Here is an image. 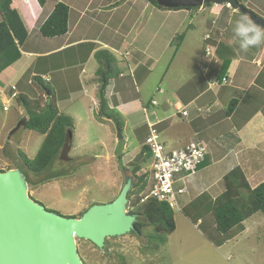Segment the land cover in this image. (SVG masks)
Masks as SVG:
<instances>
[{"label": "crops", "instance_id": "0c3cea01", "mask_svg": "<svg viewBox=\"0 0 264 264\" xmlns=\"http://www.w3.org/2000/svg\"><path fill=\"white\" fill-rule=\"evenodd\" d=\"M238 1L264 19V0ZM57 3L70 7L69 31L63 37L47 39L39 30ZM12 8L19 9L28 25L29 35L25 44L36 34L33 45L38 49L24 51L20 47L24 54L35 58L33 70L30 65L27 72L32 73L31 77L37 72L45 77L52 76L47 77L48 83L55 90L61 112L72 109L79 101L78 96L81 95L76 88L83 87L82 84L95 87L94 97L99 112L98 94L102 83L97 72L101 64L108 61L106 54L101 55L105 52L113 64L117 63L114 64L117 72L110 76L107 86V98L110 107L121 114L126 128L133 133L128 134L130 142L137 140L142 146L144 139L139 138L136 132L144 126L149 128L151 123L157 125L167 145L183 148L193 141H201L208 146L209 155L205 163L195 176L186 181L187 192L180 199L182 209L204 194L215 200L225 191L224 177L237 167L243 170L252 188L264 182V43L246 53L239 54L232 49L236 41L231 31L240 12L226 5L201 8L212 11V19L206 22V46L199 64L201 59L199 56L193 59L196 55L193 49L185 51V40H188L189 31H193L192 21H188L191 11L187 9L164 10L149 0H47L44 6L39 0H14ZM225 10L228 11L223 16ZM217 19L221 23L219 30L213 28ZM188 22L190 24L186 26ZM207 35L215 40L211 41L212 45L205 40ZM221 42L225 43L227 52L235 53L224 75L229 84L215 83L216 80L222 82L224 78L220 79L223 61L217 55ZM210 46L216 50L217 65L208 66L204 62L206 49ZM177 56H181L180 66L202 68V77L199 72L187 76L186 80L170 78L168 73ZM22 61L20 58L12 65V69L17 71H14L12 79L19 69L27 65L25 62L21 66ZM40 63L44 64L43 70L38 68ZM74 69H80L82 76H68L67 71ZM65 71L61 78L59 74ZM55 76L58 80L54 79ZM10 83L0 85L4 106L9 101ZM144 87L148 91L154 88L152 94H146ZM85 93L91 96L88 90ZM155 95L160 99L157 100ZM90 99L94 100L93 97ZM235 99V108L227 114L230 102ZM181 108L188 111L190 117L184 118L179 111ZM198 108H211L212 112L200 115L196 111ZM71 115L77 119L75 114ZM124 139L126 144V137ZM247 221L236 227L241 233L245 232Z\"/></svg>", "mask_w": 264, "mask_h": 264}, {"label": "rangeland", "instance_id": "374dc122", "mask_svg": "<svg viewBox=\"0 0 264 264\" xmlns=\"http://www.w3.org/2000/svg\"><path fill=\"white\" fill-rule=\"evenodd\" d=\"M1 6L2 3H0V9L2 8ZM206 8L209 7L207 6ZM190 11L191 16L188 21H192L191 29L193 31H189L188 40H185L187 43L185 51L193 49V52H196L193 59L199 56V59H201L199 61L200 64L206 46L204 43V36L208 31L206 22L212 19V11L197 8ZM239 15L240 17L243 16L240 13ZM2 21L3 16L0 11V22ZM218 21L217 19L213 26L216 30L220 28ZM189 24L188 22L186 26H189ZM184 30L186 31L187 29ZM180 33L184 34V32ZM231 34H233L232 31ZM35 35H32V39L28 44L22 46V50L38 49L33 45L36 40ZM224 36L225 34L220 36V39H223ZM228 37V39L231 38L230 36ZM185 42L183 40L182 45ZM176 44L180 45V43ZM237 45L236 42V44L232 45V49L240 54L241 51ZM253 48L256 49L258 46ZM48 49L49 46L46 47V50ZM21 53V58L23 59L21 66L25 62L27 65L19 69L20 71L17 75L15 74L16 76L14 75L13 79L11 76L15 70L12 69V66L7 67L0 73V85L7 86L11 82L12 86L15 85L17 87L18 92L27 94L30 98H36L39 92L28 84L29 79H32V73L27 72L30 65L33 70L32 64L35 63V58L29 57L22 51ZM187 55L189 56V53ZM180 60L181 56H177L168 73L170 78L186 80L189 78L187 76L199 72L201 73L199 76L202 77L204 74L202 68H197L196 65L191 68L184 65L180 66ZM48 61L53 64L52 60ZM114 64L113 68L117 72L115 66L117 63ZM38 66L39 70L44 69V64L40 63ZM99 68L98 76L97 74L96 76L101 78L103 72H105V67L101 64ZM65 73L66 71L59 74L61 78ZM67 74L68 76L75 74L82 76L80 69L68 70ZM41 76L43 75L41 74ZM48 76L52 77L51 75ZM54 79L58 80L56 76ZM82 86H77L76 88L78 95H81L78 96L80 97L79 101L75 103L72 109L62 111L66 115L72 113L77 117L75 119L71 115L75 121L72 148L64 156L61 155L57 158L50 172H44L41 175L32 174L27 170L18 157V149L26 153L30 159H34L43 143L44 136L24 127L12 135L11 132L17 127L19 122L26 120L27 115L25 109L20 107L16 101H12L8 106L10 108L9 112L3 111L4 105L3 101H1L3 98L0 97V171H6L8 168H19L25 177L34 182H39L48 173L67 174L48 183L32 187L31 190L29 188L30 195L35 201L44 205L49 211L65 217L80 218L92 205L112 202L119 195L126 178L133 177L131 161L141 148V144L137 140L130 142L128 134L133 135V133L125 126L126 147L120 155L124 156L121 159L119 158L120 156H115L119 144L118 127L115 123L106 119L103 120L98 116L94 97L95 87L84 84ZM145 89L144 87V91ZM86 90L91 92V96L85 93ZM153 90L154 88L152 90L149 89V91L146 89V94L151 95ZM134 93H137L135 88ZM90 97H93L94 100L92 101ZM155 98L157 100L160 99L157 95H155ZM151 119L155 121L154 117H151ZM146 133L145 129L141 130L143 136ZM162 140L165 142L164 138ZM168 146L170 149H175L173 145ZM150 164L151 161L143 167V172L149 168ZM251 184L254 185L255 182L252 181ZM147 191L148 187L143 194H147ZM174 216L176 231L168 237L167 243L158 252L151 253L149 251L146 254L143 253L147 240L128 235L109 239L105 251H100L88 241H78L79 254L84 264H264L263 214L259 213L248 220L245 225V232L241 233V230L233 229L224 238L228 239L224 243L218 237L211 238L209 230L199 228L196 218L193 217V220L191 214L186 216L184 212L177 209L174 210ZM204 219L206 225L209 224V228L212 229L213 216L207 215ZM149 232H152V227L147 228V233Z\"/></svg>", "mask_w": 264, "mask_h": 264}, {"label": "trees", "instance_id": "16d2710c", "mask_svg": "<svg viewBox=\"0 0 264 264\" xmlns=\"http://www.w3.org/2000/svg\"><path fill=\"white\" fill-rule=\"evenodd\" d=\"M46 1L47 0H39L42 6L45 5ZM149 1L160 9L182 10L166 9L159 6L156 0ZM0 3H2L0 11L3 16V21L0 22L1 73L21 58L22 53L20 47L25 44L28 38L29 28L19 9L12 8L14 0H0ZM213 5L214 4H207L205 7ZM191 9L194 8H188L187 10ZM227 11L228 10H225L223 16H225ZM69 18L70 7L64 3H57L52 13L45 22L42 23L39 30L40 34L47 39H54L67 35L69 31ZM218 24L220 26L221 23L219 22ZM102 54H106L109 58L107 57L108 61L104 64L105 72H103L100 79L102 86L98 94L100 103L98 116L101 119L111 120L118 128L124 131L125 121L120 113L110 107L106 93L108 83L110 82V76L115 72L113 62L108 53L102 52L101 55ZM234 54L226 51L225 43L221 42L218 44L217 55L223 61L220 79H222L227 72ZM41 74L43 75V73L37 72V74L32 77L31 84H29L39 92L36 98H30L27 94L19 93L18 97L15 99L17 104L25 109L27 115L26 128L44 136L43 143L34 159H30L26 153L18 149V157L23 162V165L29 172L36 175L50 172L57 158L67 154L69 149L72 148L73 134L75 131V121L73 117L60 111L54 88L43 79ZM236 104V99L230 102L227 114L232 112ZM142 129L147 131L144 136L141 134ZM142 129L136 132L139 138L144 139V143L139 153L131 161L134 188L130 192L128 198L129 204L133 207L130 214L136 215L139 219L136 224V231L132 232L131 235L147 240V244L143 248V253L146 254L149 251L151 253L158 252L160 248L167 243L168 237L176 231V222L174 210L169 204L159 202L153 198L148 199L145 203H140L141 195L149 186L147 180L148 174L143 172V167L151 160L149 150L145 146L146 139L149 135V128L144 126ZM123 156L124 155L119 158L121 159ZM10 169L13 168H8L7 170ZM0 172H5V170ZM66 175L67 174H58L55 172L48 173V175L39 182L30 181L27 177L26 179L31 190L32 187L48 183ZM224 183L225 191L215 200L210 199L208 195L204 194L182 209V212H184L186 216L191 214L192 218H196L195 220L198 224L199 221L202 220L199 224V228L203 230L206 229L207 231L209 230L211 238L218 237L220 240H223L222 243L228 241V239L224 238L227 237L233 229L241 226L245 221L259 213L264 215V182L256 188H252L243 170L237 167L224 177ZM204 215L213 216L212 229L209 228L210 225L208 223V225H206ZM148 227H152V232L147 233ZM106 245H108V240L106 241Z\"/></svg>", "mask_w": 264, "mask_h": 264}, {"label": "water", "instance_id": "95a60500", "mask_svg": "<svg viewBox=\"0 0 264 264\" xmlns=\"http://www.w3.org/2000/svg\"><path fill=\"white\" fill-rule=\"evenodd\" d=\"M166 9L203 8L207 4L230 5L264 28V19L238 0H156ZM27 127L18 123L15 134ZM115 156L125 150L123 130L118 128ZM134 178L127 177L119 195L110 203L92 205L80 218L49 211L35 201L19 168L0 172V264H84L78 241H88L105 251L106 241L131 235L139 219L128 212Z\"/></svg>", "mask_w": 264, "mask_h": 264}, {"label": "built area", "instance_id": "2783aa9c", "mask_svg": "<svg viewBox=\"0 0 264 264\" xmlns=\"http://www.w3.org/2000/svg\"><path fill=\"white\" fill-rule=\"evenodd\" d=\"M231 8L230 5H226ZM205 40L211 44L215 41L211 35H207ZM204 62L208 66L217 65L216 50L210 46L207 47ZM47 82L50 80L43 76ZM215 83L229 84L228 78H223L222 82ZM31 84V81H30ZM19 92L16 86L10 88L8 96V104L4 106L3 111H9V105L18 97ZM156 104V102H153ZM184 118L190 117V113L183 108L179 109ZM197 113H211V108H198ZM149 136L146 139L145 146L148 148L151 155V164L145 171L148 174V191L147 194L141 195L140 203H145L148 199L153 198L159 202L167 203L173 210L182 211L180 199L187 192L186 181L190 177L198 173L201 165L205 162L209 155L208 146L201 141H193L183 148L170 149L169 146L162 141L161 134L157 129L156 124H148ZM133 210V207L128 205V212Z\"/></svg>", "mask_w": 264, "mask_h": 264}, {"label": "clouds", "instance_id": "9594fccd", "mask_svg": "<svg viewBox=\"0 0 264 264\" xmlns=\"http://www.w3.org/2000/svg\"><path fill=\"white\" fill-rule=\"evenodd\" d=\"M233 38L241 52L264 43V28L253 23L247 16H241L235 21Z\"/></svg>", "mask_w": 264, "mask_h": 264}]
</instances>
